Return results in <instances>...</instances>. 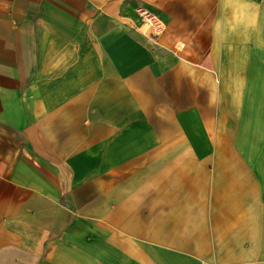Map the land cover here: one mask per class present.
<instances>
[{
	"label": "crops",
	"instance_id": "1",
	"mask_svg": "<svg viewBox=\"0 0 264 264\" xmlns=\"http://www.w3.org/2000/svg\"><path fill=\"white\" fill-rule=\"evenodd\" d=\"M0 264H264V0H0Z\"/></svg>",
	"mask_w": 264,
	"mask_h": 264
},
{
	"label": "built area",
	"instance_id": "2",
	"mask_svg": "<svg viewBox=\"0 0 264 264\" xmlns=\"http://www.w3.org/2000/svg\"><path fill=\"white\" fill-rule=\"evenodd\" d=\"M148 13V12H147Z\"/></svg>",
	"mask_w": 264,
	"mask_h": 264
}]
</instances>
